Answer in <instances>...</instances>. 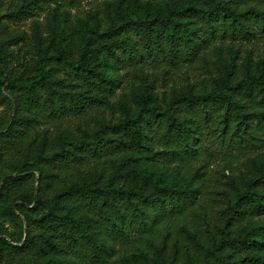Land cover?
Here are the masks:
<instances>
[{
    "label": "trees",
    "instance_id": "obj_1",
    "mask_svg": "<svg viewBox=\"0 0 264 264\" xmlns=\"http://www.w3.org/2000/svg\"><path fill=\"white\" fill-rule=\"evenodd\" d=\"M176 1L158 21L129 6L138 38L110 26L81 48L52 34L36 59L37 74L28 75L7 66L10 44L22 35L8 32L0 13V103L13 106L0 125V210L25 218L18 242L0 238V264H103L118 253L134 258L154 250L163 264H264V233L248 226L264 214V158H248L244 169L228 175L221 191L227 203L215 221H183L175 233L172 221L194 207L199 185L167 183L145 163L151 158L184 171L182 164L200 154L208 124L217 137L264 142V57L234 59L218 79L174 86L160 96L153 90L157 75L139 72L149 54H168L177 64L207 49L232 50L231 40L250 41L264 30V0H202L199 16L191 12L197 0ZM39 2L27 0L10 15L34 12ZM116 61L134 67L143 78L139 88L128 93L105 71ZM60 68L67 74H56ZM117 89L119 121L92 116L91 109L114 108ZM45 112L67 115L56 129L64 140L34 151L24 128ZM114 158L121 161L108 174L104 164Z\"/></svg>",
    "mask_w": 264,
    "mask_h": 264
},
{
    "label": "rangeland",
    "instance_id": "obj_2",
    "mask_svg": "<svg viewBox=\"0 0 264 264\" xmlns=\"http://www.w3.org/2000/svg\"><path fill=\"white\" fill-rule=\"evenodd\" d=\"M27 0H0V13L2 19L8 24V32H17L22 37L12 42L11 51L7 56V66L13 73L25 70V75L37 74L35 68L36 59L43 55L50 35L63 36L69 43L77 47H83L87 41H92L98 34L107 30L110 26L116 27L121 32L128 31L131 38H138V31L130 27L129 6L137 4L140 13L148 18L158 21L167 16L168 10L175 5L176 0H78L74 3L67 2L64 6L55 3L53 0H40V7L36 6L34 12L28 10L21 17L10 15L9 11L14 10L21 3ZM202 0H197L193 4L194 15L199 16L198 7L203 6ZM48 38V39H47ZM226 41H214L213 43L225 45ZM233 49H223L222 51L207 49L205 55H198L191 62L177 63L171 62V58L166 54H149L144 72L149 78L155 73L157 79L154 81L153 90L161 95L164 89L171 87L179 88L181 85L195 84L201 86L211 79H218L222 73L230 69L231 62L242 61L248 56L257 60L264 57V30L257 32V35L250 41L231 40ZM167 49H164L166 52ZM169 68L167 74L163 70ZM105 71L115 80H120L124 84L126 91L130 93L131 88H139L143 78L134 75V67L121 66L119 61L108 63ZM146 72V73H145ZM56 74H67L66 69L56 70ZM39 76L29 79L28 82L37 80ZM135 81V83H134ZM121 90L117 89L114 108L91 109L92 116L110 122H117L123 116L120 109ZM41 108V105H39ZM13 106L0 103V125H5L8 115ZM42 110V109H41ZM65 117H50L45 112L41 120L32 124L31 127L24 128L26 133L24 140L32 141L31 148L34 151L40 150L47 144L60 145L63 137L57 136V127L65 125ZM84 115L78 117L82 119ZM95 117V116H94ZM67 118V120H71ZM31 124V123H30ZM27 126V122L23 124ZM210 124L204 126V136L202 148L196 159L184 162L182 169L178 171L168 164L152 160H145L147 168L154 171V177L164 179L167 183L177 182L189 188L199 185L200 195L197 202L190 210L182 216L172 221V232L177 231L178 225L185 221L190 225H204L205 222L215 221L216 210L222 209L227 203L225 196L221 193L227 187L228 175L238 174L244 169L243 162L248 158H264L263 145H247L228 137H217ZM120 159L104 164L108 174H114ZM201 166V167H199ZM36 173V172H35ZM37 174V173H36ZM196 186V185H195ZM15 216H7L0 210V238H5L10 243L18 242L23 233L21 225H24V215L19 211H14ZM249 227L258 229L264 233V214L254 217L248 223ZM129 256V255H128ZM124 258L116 254L115 260H109L103 264H163V257L158 251H151L148 255L137 253L136 256ZM55 258H60L54 255Z\"/></svg>",
    "mask_w": 264,
    "mask_h": 264
}]
</instances>
